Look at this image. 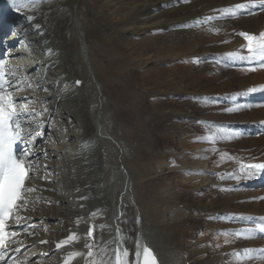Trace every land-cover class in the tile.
<instances>
[{
    "label": "bare ground",
    "instance_id": "6f19581e",
    "mask_svg": "<svg viewBox=\"0 0 264 264\" xmlns=\"http://www.w3.org/2000/svg\"><path fill=\"white\" fill-rule=\"evenodd\" d=\"M204 1L195 9L192 7L199 0H42L36 7L18 5L17 9L26 14H35L37 23L33 26L37 32L32 44L38 66H25L18 59L17 50H14L16 55L10 66L18 72L17 82L23 90L28 89L22 72H28L31 77L32 72L39 71V76L30 78L33 84L30 90L40 98L38 102L25 96L15 103L19 106L22 99L32 102L33 109L21 114V126L35 136L31 140L37 148L32 157L34 163L45 164L44 168L35 164V174L29 182L35 191L25 193L33 198L34 205L33 209L29 206L24 211L27 218L39 217L38 222L47 231L40 240H36V235L27 240L19 237L23 246L15 244L11 248L20 247V252L26 254L15 260L23 261L27 257V264L31 261L34 264H89V261L117 264L116 245L119 244V253L128 252L127 257L122 258L127 264H134L137 247L133 244L136 241V244L140 242L151 248L158 264H264V233L259 231V227L264 226V200L257 198L264 194V188L256 190V194L252 188L240 191L213 189L214 184L227 185L236 181L234 176L242 167L225 163L217 155L210 158L213 151L207 139V135H215L219 143L230 145L247 156L248 150L261 145L259 141L264 140V136H247L263 125L258 123L248 128L240 124L264 119V104L234 107L214 103L223 114L213 117V109L205 101L193 103L188 97L193 95L199 99L205 95L229 102L231 94L243 96L247 93L250 84L263 85L264 68L223 71L216 60L235 61L232 53L248 57L250 54L243 52V41L237 34L231 35L232 30L243 28L258 32L264 29V16L261 13L232 20V15L225 14L223 9L235 8L244 0ZM4 3L8 6L10 1ZM181 3L185 7L178 5ZM218 17L226 20L220 21ZM30 26V21L20 26L27 39L33 36L27 32H35ZM116 34H122V49L129 38L136 41L151 37V42L141 44L138 54L135 47L127 48L126 55L124 52L117 54L122 62H126L120 69L126 79H133L137 68H147L144 77L138 79L139 84L155 90L160 95L161 106L175 104L174 109H169L167 118L180 134L188 137V149L177 153L180 158L186 153L184 161L169 163L165 159L167 152L158 150L150 152L157 158L154 165L141 162L143 154L133 159L124 135L138 137L141 130L126 113L120 112L116 116L111 106L124 102L122 95L127 90L121 87L110 91L99 82L98 75L103 71L110 80H117L109 63L102 61L106 55L113 57L112 41ZM50 43L66 48V56L51 59L44 52ZM218 49L222 52L217 53ZM197 59L203 63H192ZM41 76L48 83L47 87L37 81ZM203 80L205 82L200 83ZM45 92L54 94L48 96ZM139 92L145 95L144 90ZM217 93L220 98L212 96ZM259 94L263 95L264 89ZM165 95L178 98L164 99ZM55 104L66 109L62 115ZM38 106L41 111L36 110ZM230 107L237 110L229 113L226 110ZM47 119L58 123L55 130L64 135L66 145L71 149V152L64 151L66 157L46 141V137L51 138L54 145L59 144L60 150L67 149L58 132L47 126ZM190 120L194 121L188 126ZM235 131H239V135ZM49 172L59 174V178ZM61 175L72 184L71 191H66L60 181ZM204 187L208 190L199 191ZM158 193L160 197L153 198ZM249 195L257 202H247ZM130 200L134 201L130 203L133 206L127 207ZM245 209L256 212L252 215V227L253 219L244 215ZM136 214L143 215L140 226ZM112 216L116 218L113 231L109 229ZM10 224L17 225L15 220ZM91 225L101 231L95 232L93 256L88 257L82 249L86 244L81 240L90 244L93 237L87 236V230ZM226 229L238 230L242 235L229 234L231 231L227 234ZM14 231L22 233L18 227ZM73 233L77 239L71 245L62 249L56 247L60 240H66ZM98 235H106V244L97 241ZM30 240L33 247H28ZM44 240H47L46 246H42ZM34 248L42 249L45 256L29 251ZM101 248L103 251L100 252ZM74 252L82 255L71 257ZM13 254L18 253L13 250Z\"/></svg>",
    "mask_w": 264,
    "mask_h": 264
},
{
    "label": "rangeland",
    "instance_id": "374dc122",
    "mask_svg": "<svg viewBox=\"0 0 264 264\" xmlns=\"http://www.w3.org/2000/svg\"><path fill=\"white\" fill-rule=\"evenodd\" d=\"M39 1H42V0H38V1L33 0L29 3H27L26 5L36 7V5H39L38 4ZM44 1L45 2H47V1L51 2L52 0L51 1L50 0H44ZM204 3H205L204 0H199V2L196 3V5H194L192 8L195 9L199 5L204 4ZM33 5H35V6H33ZM178 5L180 7H185V4H183V3L178 4ZM263 15H264V13H263ZM25 23L27 24L28 21L26 20ZM151 41H152L151 37H142L140 39H137L136 41H135V39L129 38V40H127V46L122 49L123 44H124L123 40H122V34H116L115 39L112 41L113 57L111 58V57L106 55V57L103 58L102 61H103V63H109V65H110L109 69L114 71V73H115L114 77H116L117 80H110L108 76L106 77V75H104L103 71H100L98 75L101 78V80L99 81V79H98V81L101 82L103 85H105L110 91H115L121 87H125V89L127 90L126 91L127 92V98L125 97L126 92L123 93V95H122L124 102L120 103V102L115 101V102L119 103V105L116 106L115 104H111V106L115 112V115L117 114L116 116H119L118 113H120V112H122L124 115L126 113L127 117L134 120L135 126L141 130V134L138 137H134V138L127 137V133H125V135H124L125 139H127V144L130 146V149L132 151L133 159H138L143 154L144 159L141 162H145L146 164L154 165L157 162V158L154 157L153 155H151L150 152L158 150V151H166L167 152V156H165V159L167 162L176 163V162L184 161L186 159V156H185L186 153L182 154L181 158L179 156H177V153L178 152H184L185 150L188 149V137L184 136V134L183 135L180 134L178 132L177 128L174 126V124L171 123L170 119L167 118L170 115L169 109H174L175 104L174 103L169 104L167 107L161 106L160 100H159L160 95L155 93L156 92L155 90H153L151 88H146L145 86H141L139 84L140 83L139 80L144 77V75L146 74V72L148 70L147 68H145V67L137 68L135 71L134 78L133 79H128V78L126 79L123 72H122V69H120L126 64V62H122L117 57V54H119L121 52H124V54L126 55L127 54V48H129V47H135L136 48L135 53L138 54L141 51L140 50L141 44L148 43ZM243 44H244V42H243ZM26 46H28V44H26ZM64 49H66V48H64ZM64 49L62 46H57L53 43H50V44L46 45V47L44 48V52L48 53L50 55L51 59H55L58 57L62 58L64 56H66V52L64 51ZM33 50L32 51H28L27 49L21 50V52L23 53L22 55L24 56V59H21V61L23 64H26L25 66H29L30 64L38 66V61L34 60V55H33L34 51ZM220 52H222V51L218 49L217 53H220ZM163 66H166V65H163ZM40 69L44 70V68H42V67ZM22 75L28 79L30 85L32 86L31 89H33V84L30 81L31 80L30 78H36V76H39V71L37 70L36 73L32 72L31 77H30V75H28V72L27 73L22 72ZM39 78L40 79H37L39 84L47 87L48 83L46 82V80L42 76ZM204 82L205 81L203 80L200 83L203 84ZM141 89L144 90L145 95L140 94L139 90H141ZM24 91H25V93L20 98H25V96H30L31 100L34 99L36 101H38L37 99L40 98L37 96L36 93H33V91L30 89L24 90ZM17 92L19 94H22L23 90L21 88H17ZM29 93H32V94H29ZM45 94H48V96H51L54 94V92H48V93L45 92ZM191 96L189 95L188 97H189L190 101L193 103L198 102V101H201V102L207 101L206 98L204 100H200L202 98L195 99V97L193 95H191ZM163 98L164 99H173V98H178V97L165 95ZM134 102H136L138 104L133 105ZM21 103L27 106V111H31L33 109L32 104H31L32 102L27 103V101L25 99H22V100H20V104ZM52 104L53 103H51V105ZM55 106H56V104H55ZM58 107L59 106H57L56 108H58ZM58 109L61 112V113L59 112L60 115H62V112H64L66 110L63 107H59ZM118 119H121V118H118ZM258 120H261V119H258ZM193 121L194 120L188 121L187 125L189 126L190 124H192L191 122H193ZM49 122L51 123L52 120H50V119L47 120V123H48L47 126H49V125L52 126L53 130L56 133L58 132L57 135L61 139V142H63V143L66 142L64 135L62 133H59V130L58 131L55 130V128H57V126H58L57 125L58 123L53 122L54 123V126H53V123L50 124ZM179 127H182V126H179ZM47 140H46L47 142H50L52 148H55L56 150L63 152L62 157L65 156V152L59 149V147H60L59 144L54 145V143H53L54 141L52 139L50 140L48 138ZM66 144L67 143H64L63 145H66ZM262 144H264V142ZM66 146H67L66 147L67 151L71 152V149L68 147V145H66ZM36 149L37 148L35 147V150ZM228 150H231V149H228ZM212 151L214 152L215 150L212 149ZM214 153H216V152H214ZM214 156L212 153L210 158H213ZM128 161H131V160L128 159ZM62 176L65 177V175H62ZM34 178H36V177H34ZM221 184H222V182H221ZM221 184L220 183L214 184L215 186L213 185L212 188L217 189V187ZM65 187L67 188V190H71V186L70 187L65 186ZM218 189H220V187H218ZM207 190H208V188L204 187V188H201L199 191L205 192ZM256 193L257 192L255 190V192L253 194H256ZM134 196L135 195H133V197H131L130 199H133ZM159 197H160V194L158 193L153 198H159ZM247 197L248 198L245 197L247 199V202H249V201L251 202L252 200H254L251 197V195H249ZM257 198L260 199L259 201H262L261 199L264 200V194L259 195ZM254 201L257 202L256 200H254ZM254 201H252V202H254ZM128 202L129 203H127V207H132L133 205H130V203H133L134 201L130 200ZM250 206L253 207V205H250ZM24 209H25V207H24ZM246 210L247 209H245V211ZM250 211L251 210H247V212L244 215L252 217V215L254 214V211H251V213H250ZM255 214H256V212H255ZM135 217H136V220H138L139 226H140L141 225L140 222L143 218V215L142 214H136ZM43 229H44V227H42V230ZM229 231H231V232L229 233ZM224 232L227 234L229 233V234L234 235L235 233L240 232V231H238V230L232 231L231 229H226V230H224ZM43 233L44 232H42V234L40 236H43ZM36 236H37V234H36ZM247 236H250V235L248 234ZM98 237H99V235H98ZM138 241H140V237L138 238ZM81 242L83 244H88L87 241L81 240ZM138 243L140 244V242H138ZM127 245H128V242H127ZM133 246L137 247L136 241L134 242ZM38 250H42V249H39V248L35 249L34 248L33 250L31 249L29 251L36 254V255L39 254L40 252H42V254H44L43 251L38 252ZM31 262H29L28 264H31ZM134 264H136V263H134ZM257 264H262V263L257 262Z\"/></svg>",
    "mask_w": 264,
    "mask_h": 264
},
{
    "label": "snow or ice",
    "instance_id": "6c2138e0",
    "mask_svg": "<svg viewBox=\"0 0 264 264\" xmlns=\"http://www.w3.org/2000/svg\"><path fill=\"white\" fill-rule=\"evenodd\" d=\"M259 3L264 7V0H259ZM248 5L237 4L235 8H224L223 12L225 14L236 15V11L239 9H246ZM19 11V9H17ZM208 19H212L209 17ZM241 36L247 41V51L250 54L248 57H240L235 53H232L234 58L237 59H248V60H260L264 61V33H261L259 37L247 32L240 33ZM198 62V61H197ZM0 67H2V62H0ZM259 67L264 68V63H261ZM255 70V69H250ZM3 72L0 71V264H5L7 253L5 249L8 247L6 240L9 236H16L15 231L9 232L8 221L13 219L14 210L23 208L25 205H21L18 202L21 200L27 203L25 193H31L35 191L32 187H25V181L29 175V168L32 167L33 161L29 160L30 156L34 153L28 145L31 140L35 139V136L31 132L26 131L22 128L20 117L21 114L27 111V106L24 104L16 105L11 92L5 88V83L3 81ZM80 81H77L79 84ZM47 91V89H45ZM257 88L252 87L248 89L247 93L243 95H249L255 93ZM251 107L252 105H239L238 107ZM19 107V110H18ZM236 108H228L226 111L231 113L236 111ZM37 135H40L37 133ZM210 140L215 141V137H209ZM19 148V152L17 151ZM47 156V152L44 153ZM241 172L248 178H255L256 173H264V163L248 164L244 165ZM223 178V177H221ZM235 179L239 180L241 177L236 176ZM83 199V197H82ZM83 207V205H81ZM95 215V213L93 214ZM15 223L18 225L22 217L19 215L15 216ZM93 227L90 226L88 229L87 236L92 237ZM101 228L104 225H100ZM259 231L264 233V226L259 227ZM236 236L242 235V233H235ZM77 239L75 233L70 235L66 240L60 241L56 247L60 248L62 245L70 244ZM13 243L23 246L22 241H13ZM41 243H46V241H41ZM88 248L87 256L92 257V244H86ZM17 253L20 252V247L14 249ZM250 251V250H245ZM82 255L81 253H72L71 257ZM128 252L125 250L122 254L117 251L116 262L117 264H127L126 259L122 257H127ZM69 257V259H71ZM136 264H158L155 254L151 248L146 245L137 244V250L135 252ZM27 257L23 261L19 260H7L6 264H27ZM67 264V262H66ZM89 264H93L89 261ZM98 264V262H97Z\"/></svg>",
    "mask_w": 264,
    "mask_h": 264
}]
</instances>
